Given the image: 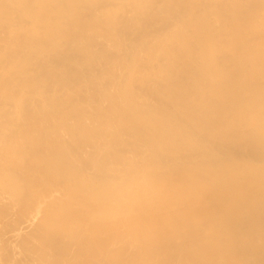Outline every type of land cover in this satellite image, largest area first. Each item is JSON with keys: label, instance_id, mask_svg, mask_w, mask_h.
Returning a JSON list of instances; mask_svg holds the SVG:
<instances>
[{"label": "bare ground", "instance_id": "6f19581e", "mask_svg": "<svg viewBox=\"0 0 264 264\" xmlns=\"http://www.w3.org/2000/svg\"><path fill=\"white\" fill-rule=\"evenodd\" d=\"M0 264H264V0H0Z\"/></svg>", "mask_w": 264, "mask_h": 264}]
</instances>
